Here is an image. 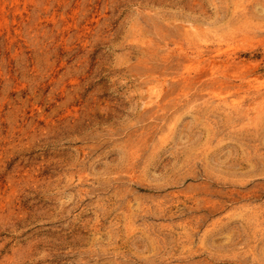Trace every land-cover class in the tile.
<instances>
[{
	"label": "rangeland",
	"instance_id": "rangeland-1",
	"mask_svg": "<svg viewBox=\"0 0 264 264\" xmlns=\"http://www.w3.org/2000/svg\"><path fill=\"white\" fill-rule=\"evenodd\" d=\"M0 264H264V0H0Z\"/></svg>",
	"mask_w": 264,
	"mask_h": 264
},
{
	"label": "bare ground",
	"instance_id": "bare-ground-1",
	"mask_svg": "<svg viewBox=\"0 0 264 264\" xmlns=\"http://www.w3.org/2000/svg\"><path fill=\"white\" fill-rule=\"evenodd\" d=\"M210 62V61H209ZM206 66V65H205ZM209 66V65H208Z\"/></svg>",
	"mask_w": 264,
	"mask_h": 264
}]
</instances>
